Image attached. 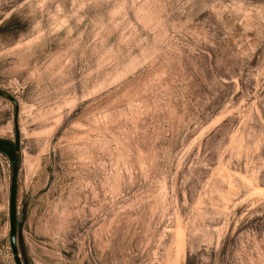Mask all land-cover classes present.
I'll use <instances>...</instances> for the list:
<instances>
[{
	"label": "rangeland",
	"instance_id": "rangeland-1",
	"mask_svg": "<svg viewBox=\"0 0 264 264\" xmlns=\"http://www.w3.org/2000/svg\"><path fill=\"white\" fill-rule=\"evenodd\" d=\"M17 128L23 264H264V0H0Z\"/></svg>",
	"mask_w": 264,
	"mask_h": 264
},
{
	"label": "water",
	"instance_id": "water-1",
	"mask_svg": "<svg viewBox=\"0 0 264 264\" xmlns=\"http://www.w3.org/2000/svg\"><path fill=\"white\" fill-rule=\"evenodd\" d=\"M20 148L19 131L17 128V139L15 142L0 138V151L6 153L12 162L13 176L11 185L10 200V224H11V245L13 253L16 255L17 264H23L18 249V229H17V179H18V160L17 151Z\"/></svg>",
	"mask_w": 264,
	"mask_h": 264
}]
</instances>
